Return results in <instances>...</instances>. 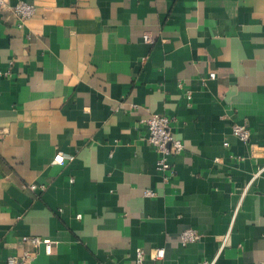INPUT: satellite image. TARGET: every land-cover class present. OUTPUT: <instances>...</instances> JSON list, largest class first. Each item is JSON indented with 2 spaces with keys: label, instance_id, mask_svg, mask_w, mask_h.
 <instances>
[{
  "label": "crops",
  "instance_id": "obj_1",
  "mask_svg": "<svg viewBox=\"0 0 264 264\" xmlns=\"http://www.w3.org/2000/svg\"><path fill=\"white\" fill-rule=\"evenodd\" d=\"M23 1V23L0 10V264L24 235L52 246L27 264H132L138 247L144 264H264V0ZM153 113L184 143L173 172Z\"/></svg>",
  "mask_w": 264,
  "mask_h": 264
},
{
  "label": "built area",
  "instance_id": "obj_2",
  "mask_svg": "<svg viewBox=\"0 0 264 264\" xmlns=\"http://www.w3.org/2000/svg\"><path fill=\"white\" fill-rule=\"evenodd\" d=\"M10 0H0V10L9 7ZM10 8L23 23L25 20L30 19L35 11L36 5L23 0L17 1L15 4L11 5ZM147 41H152V36L149 33L144 35ZM9 74V73H6ZM210 78L215 77V73L209 74ZM187 97L191 98V93L188 92ZM172 119L169 115L163 113H153L147 119L145 123L148 129V142L156 149L159 154L157 160V168L161 171H174V163L172 162V157L174 155L180 154L185 146L182 140L175 136V133L171 126ZM232 132L240 140L248 142L251 137V130L247 125L234 123L232 126ZM228 144V142H226ZM70 155H65L62 152H58L53 162L63 164L66 159H72ZM258 174V173H257ZM29 188L33 191H39L45 189V185L38 183H30ZM147 195H154V192L148 189L145 192ZM78 217L81 214L77 215ZM228 236V235H227ZM198 238V233L195 230L188 229L182 233V241L186 243L188 241H195ZM227 240V239H225ZM22 242V252L16 255L9 256L7 258L8 264H27L29 263L37 254L39 249L43 246L47 253H51L52 246L49 239H44L39 236L34 235H24L21 238ZM164 248H156L154 250L155 258H162L164 256ZM146 251L143 247H138L136 249V258L132 264H144Z\"/></svg>",
  "mask_w": 264,
  "mask_h": 264
}]
</instances>
